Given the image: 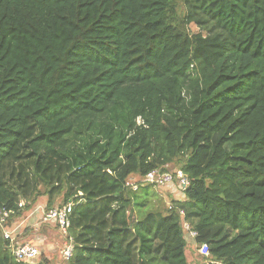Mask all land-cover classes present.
I'll use <instances>...</instances> for the list:
<instances>
[{
  "label": "trees",
  "instance_id": "1",
  "mask_svg": "<svg viewBox=\"0 0 264 264\" xmlns=\"http://www.w3.org/2000/svg\"><path fill=\"white\" fill-rule=\"evenodd\" d=\"M180 157L186 201L151 210L128 179ZM30 160L75 203L70 264H189L180 210L214 264H264V0H0V209Z\"/></svg>",
  "mask_w": 264,
  "mask_h": 264
},
{
  "label": "rangeland",
  "instance_id": "2",
  "mask_svg": "<svg viewBox=\"0 0 264 264\" xmlns=\"http://www.w3.org/2000/svg\"><path fill=\"white\" fill-rule=\"evenodd\" d=\"M177 13L179 26L189 31L191 34L199 33L200 30L195 25L184 26L185 4L176 2L174 4ZM203 35H206L203 33ZM185 160L180 157L175 161L172 170H180L181 161ZM19 166V165H18ZM16 170V169H15ZM18 173H21L18 176ZM137 176H131L128 179L133 191H137L144 184ZM5 180L10 189L14 190L19 196L17 212L11 217L8 228H19L18 238L20 242L35 243L40 246L41 259L48 261L49 264H70L63 259L61 254L65 242L64 235L54 224L46 223L45 214L56 207L62 208L67 204L68 188L64 183L63 175L59 172L49 171L46 174H39L33 160L26 161L23 171L21 168L13 171L9 168L5 175ZM149 201L150 209L167 214L170 205L175 201L185 202V192L177 191L173 188H154L150 186ZM74 199V198H71ZM186 215V214H185ZM139 214L137 209L130 208V218L136 221ZM196 221L195 219H191ZM191 220L187 222H191ZM188 238L186 255L189 264H214L212 256L204 258L200 255V246L196 240ZM41 259L39 261H41ZM38 261V262H39Z\"/></svg>",
  "mask_w": 264,
  "mask_h": 264
},
{
  "label": "built area",
  "instance_id": "3",
  "mask_svg": "<svg viewBox=\"0 0 264 264\" xmlns=\"http://www.w3.org/2000/svg\"><path fill=\"white\" fill-rule=\"evenodd\" d=\"M141 181L154 188L169 187L181 191V193H184L190 185L188 177L181 170H175L173 173H161L160 170L156 169L147 174V176L142 178ZM127 185L130 186V183L128 182ZM74 206L75 203L70 201L62 208L56 207L55 209L48 211L44 217L46 223L54 224L65 237V242L61 250V254L65 261H70L72 259L75 250L74 239L69 236V231L72 226L71 216L73 214ZM169 209L172 210L173 205H170ZM179 214L184 220L183 227L186 234L191 239L195 240L197 232L192 228L191 223L187 222L188 220L185 219L186 215L184 210H180ZM13 215L14 212L12 211L0 209V230L12 257L21 264H38L41 259L40 246L35 243L20 242L18 238L19 228H8ZM185 239L188 238L185 236ZM199 249V252L204 257H210L208 245H202Z\"/></svg>",
  "mask_w": 264,
  "mask_h": 264
}]
</instances>
